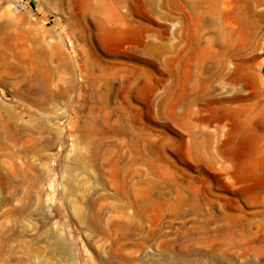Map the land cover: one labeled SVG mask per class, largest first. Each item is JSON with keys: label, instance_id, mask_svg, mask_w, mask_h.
Here are the masks:
<instances>
[{"label": "rangeland", "instance_id": "rangeland-1", "mask_svg": "<svg viewBox=\"0 0 264 264\" xmlns=\"http://www.w3.org/2000/svg\"><path fill=\"white\" fill-rule=\"evenodd\" d=\"M259 2L0 0V264H264V126L208 110Z\"/></svg>", "mask_w": 264, "mask_h": 264}, {"label": "bare ground", "instance_id": "bare-ground-1", "mask_svg": "<svg viewBox=\"0 0 264 264\" xmlns=\"http://www.w3.org/2000/svg\"><path fill=\"white\" fill-rule=\"evenodd\" d=\"M238 1L244 4L243 12L245 14L252 13L249 0ZM256 2L260 3L259 0H256ZM96 7L100 11L102 10V5ZM124 23L122 19L117 20V25L113 29L116 35H128L129 31L122 27ZM215 43L216 45H214L217 47L211 48L212 53L217 57L218 63L221 64L231 50L226 43H221L220 40ZM261 47L264 48V44ZM255 59L256 56L242 57L234 63L232 68L224 70L222 78L225 79V85L220 88L218 93L211 95L208 103H213V105H208V110L216 114L221 120H224L231 129L236 125L245 124L244 136L246 139L264 126L263 77L260 73L261 64H257ZM209 69L210 66L208 65L205 70ZM228 89L230 90V95H222ZM241 167L242 171L239 175V180L245 182L256 177V161L246 160V163H243Z\"/></svg>", "mask_w": 264, "mask_h": 264}]
</instances>
